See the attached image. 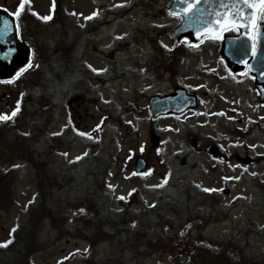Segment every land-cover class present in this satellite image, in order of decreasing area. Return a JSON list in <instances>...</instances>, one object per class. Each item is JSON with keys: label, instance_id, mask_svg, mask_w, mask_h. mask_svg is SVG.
Here are the masks:
<instances>
[{"label": "rangeland", "instance_id": "rangeland-1", "mask_svg": "<svg viewBox=\"0 0 264 264\" xmlns=\"http://www.w3.org/2000/svg\"><path fill=\"white\" fill-rule=\"evenodd\" d=\"M27 1L22 17L35 53L59 41L81 71L57 88L60 110L47 130L63 139L53 150L67 154L56 164L49 162L56 184L67 189L46 199L62 211L64 227L54 228L47 220L35 234L29 232L26 238L33 242L26 243L25 252H34L31 263L190 264L194 246L223 252L235 262V243L245 263L264 264V160L254 159L264 158V102L253 76L225 64L220 37L181 42L183 52L172 67L178 86L196 94L198 104L155 118L149 95L173 90L170 78L150 63L156 54L154 36L169 48L176 46L168 32L178 19L165 12L171 0H55L54 8L53 0ZM45 15L51 19H40ZM31 62L35 65V58ZM29 90L20 78L0 83V113H10L5 92L16 108ZM34 112L31 108L25 117L26 130ZM152 133L159 136V147L151 146ZM36 144L49 146L45 138ZM211 146L217 147V156L210 153ZM34 147L32 143L33 156ZM136 156L148 163L141 174L133 169ZM237 157L250 162L240 163ZM3 164V171L21 164L13 174H24L13 187L17 204L0 211V242L10 240V229L22 215L25 219L26 205L38 189L24 159ZM209 188L214 191L205 190ZM91 189L99 193L100 203L99 197L86 195ZM95 204L114 218L102 223L108 239L92 246L95 239L87 241L79 229L86 236L93 232ZM5 261L0 253V264Z\"/></svg>", "mask_w": 264, "mask_h": 264}, {"label": "trees", "instance_id": "trees-1", "mask_svg": "<svg viewBox=\"0 0 264 264\" xmlns=\"http://www.w3.org/2000/svg\"><path fill=\"white\" fill-rule=\"evenodd\" d=\"M155 46L157 55H155L152 65L157 70L164 69L169 70L171 59L174 58L175 52H179L181 49H168L166 46L162 45L159 40L155 39ZM176 48H181L178 46ZM36 51V62L35 66H30L28 68L26 76H23L26 85L30 86L28 93L25 97L20 98L19 111L13 117V122L10 121L0 123V162L1 172H0V210L10 211L12 206L16 205V196L13 190L19 177L22 175L15 172L19 166H14L13 164L9 166L8 169L4 168V161L12 160L13 158H21L25 160L28 165L29 171L27 173L29 176L36 180L38 184V189L34 195V199L29 205H27V210L24 212L25 219L22 221L21 226H16L11 234L10 243L6 246H0V253L6 257V264H17L24 256L23 264H31L28 259V252L26 254V243L33 242L31 238L27 240L29 232L34 233L39 231L44 223L48 220L52 227L60 228L64 224V218L61 217L62 211L59 209H53L46 204V199L48 196L63 195L65 189L57 188L54 175L51 176L50 164L49 162L58 163L57 159L52 160L55 153L58 152L53 150L54 146L59 147L62 144L63 139L59 136H48L50 130V124L53 120V115L60 108L58 106L56 90L60 85L70 81L72 76L75 74L77 67V60L70 56L69 48L67 46H62V43L58 41L52 47H46L42 51ZM55 59L60 60L61 64L56 66L51 61ZM172 71V70H171ZM168 71L171 75L172 72ZM61 78H57V76ZM63 106V105H61ZM34 108L35 112L32 114L31 126L28 130L25 129L24 120L28 116V111ZM22 118V119H21ZM48 130V132H47ZM32 136H34L32 138ZM47 139V144L44 147H39L36 142L40 139ZM54 140V143L51 142ZM34 144V151L36 154L33 158V153L31 150V145ZM3 148V149H1ZM3 164V165H2ZM49 165V166H48ZM26 173V174H27ZM69 176V175H68ZM73 182V178L71 180ZM67 192V191H66ZM91 198H98L96 204L100 203V196L97 190L91 189L86 192ZM95 204V215L94 219V230L88 236H84L85 239L92 242L95 239V244L101 240L108 239L107 234L102 226L103 222H108L113 216L106 213V210L97 209ZM111 214V213H110ZM91 223V220L88 221ZM140 231V230H138ZM80 233H84L80 229ZM140 238L143 236L140 235ZM169 248L172 247L170 243H167ZM236 244L232 247L236 254L237 260L235 262H229L226 259L224 253H214L208 252L204 248L198 249L196 246L192 247L195 249L193 251V259L190 264H249L248 261L245 263V255L240 248H236ZM149 247V246H148ZM140 248L134 249V253L140 252ZM233 250V251H234ZM191 251V252H192ZM29 254H31L29 252ZM223 256V257H222ZM192 257V256H191ZM190 257V258H191ZM244 260V261H243ZM175 264V263H171ZM252 264V262H251ZM254 264V263H253Z\"/></svg>", "mask_w": 264, "mask_h": 264}, {"label": "water", "instance_id": "water-1", "mask_svg": "<svg viewBox=\"0 0 264 264\" xmlns=\"http://www.w3.org/2000/svg\"><path fill=\"white\" fill-rule=\"evenodd\" d=\"M220 0H200L198 6L194 11L188 15H184L183 8L185 7L184 0H175L170 5L168 10L173 13H180V23L179 25L171 30L169 34L175 41H180L182 37H187L194 42H198L205 35H219L224 28L215 27L212 31H204L205 25L209 21H214L217 16L214 13L219 9ZM245 11L249 15L257 16L258 8H248L247 5L244 6ZM179 16V15H176ZM227 27H234L239 31V34L235 37L225 36L223 39V46L221 54L227 65L233 70L238 68L249 67V73L255 75V86H257L260 97L264 100L262 96L263 84H264V20L261 22L257 28V48L256 53L253 55L252 44L253 41L250 39L249 35L246 33L254 32L252 24L250 21H243L242 19H237L234 23L228 24ZM197 31H200V35L197 36ZM16 29H14L13 20L9 15L5 14L3 11L0 12V52L7 49H15L6 58L0 56V78H11L13 77V70L15 66L25 64V60L28 57V49L23 47L16 36ZM246 61V62H241ZM185 89H176L172 95H167L163 97L151 96L150 110L154 116L161 114H167L170 112L179 113L187 107H194L196 102L193 96L185 95ZM176 95L178 101L170 102L173 96ZM183 95L186 97L184 98ZM167 101L169 108L158 109V102ZM9 108V106H7ZM152 146L157 145L158 138L154 135L152 136ZM212 153L216 154V148L212 147ZM241 161H249V159H242ZM145 166V162L142 158L136 159L135 169L137 172H141Z\"/></svg>", "mask_w": 264, "mask_h": 264}, {"label": "snow or ice", "instance_id": "snow-or-ice-1", "mask_svg": "<svg viewBox=\"0 0 264 264\" xmlns=\"http://www.w3.org/2000/svg\"><path fill=\"white\" fill-rule=\"evenodd\" d=\"M200 0H184L185 7L183 8V13L184 15H188L194 11V9L198 6ZM245 5L248 6V8H258L259 10V17L257 18L255 15H249L245 11ZM52 7H55V0H53V5ZM25 8V0H19V5L17 7L16 12L12 13L14 17H18L20 15V11ZM172 15H180V13H173L170 12ZM92 15H96V13H92ZM215 16H217V19L214 21H209L207 25H205V28L203 29L204 31H212L215 29V27H220V28H225L227 27L228 24L234 23L237 19H242L243 21H250L252 24V27L255 29L258 19L259 20H264V0H220V6L219 9L214 13ZM90 18V17H86ZM40 19L42 20H49L51 19V15H45L41 16ZM19 28V25H17V29ZM201 33L200 31H197L196 35L199 36ZM246 35L250 36V39L253 41L252 44V51L253 55L256 53V48L257 44L256 41L258 39L257 35L255 32L251 33H246ZM167 47V46H166ZM15 49H7L2 52H0V56L7 57L10 55L12 52H14ZM241 62H246V61H241ZM31 66V61L24 67H21L19 71L16 73V76H19L27 67ZM91 68L92 66L89 65ZM94 71H101L97 69H93ZM15 79V77H13ZM23 95V93L21 94ZM19 104L20 101H17V107L16 109H13L11 113H0V121H7L10 120L12 117H14L19 111ZM99 127V125L97 126ZM82 135H88L87 133H81ZM252 147H255V145H252ZM64 155H67L66 153ZM75 159H80V157H76ZM151 171V170H149ZM238 179V177H237ZM109 187H112V185H109ZM206 191H214V189H205ZM132 191H135L133 189ZM123 199V197H120ZM83 211V209H81ZM11 241H2L0 242V246H6L8 243Z\"/></svg>", "mask_w": 264, "mask_h": 264}, {"label": "flooded vegetation", "instance_id": "flooded-vegetation-1", "mask_svg": "<svg viewBox=\"0 0 264 264\" xmlns=\"http://www.w3.org/2000/svg\"><path fill=\"white\" fill-rule=\"evenodd\" d=\"M19 5V0H2L0 1V6L8 8L11 12H16ZM16 18V17H14Z\"/></svg>", "mask_w": 264, "mask_h": 264}, {"label": "bare ground", "instance_id": "bare-ground-1", "mask_svg": "<svg viewBox=\"0 0 264 264\" xmlns=\"http://www.w3.org/2000/svg\"><path fill=\"white\" fill-rule=\"evenodd\" d=\"M121 69H122V71H123V72H122V75H125V74L127 73V71H126L127 69L124 68V67H122Z\"/></svg>", "mask_w": 264, "mask_h": 264}]
</instances>
